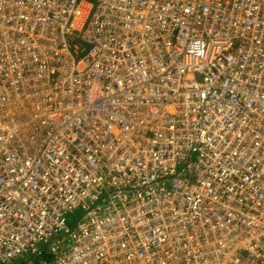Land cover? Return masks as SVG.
I'll use <instances>...</instances> for the list:
<instances>
[{
    "label": "built area",
    "instance_id": "2783aa9c",
    "mask_svg": "<svg viewBox=\"0 0 264 264\" xmlns=\"http://www.w3.org/2000/svg\"><path fill=\"white\" fill-rule=\"evenodd\" d=\"M0 264H264V0H0Z\"/></svg>",
    "mask_w": 264,
    "mask_h": 264
},
{
    "label": "rangeland",
    "instance_id": "374dc122",
    "mask_svg": "<svg viewBox=\"0 0 264 264\" xmlns=\"http://www.w3.org/2000/svg\"><path fill=\"white\" fill-rule=\"evenodd\" d=\"M78 210H76L74 213L68 214L69 217H76L78 215Z\"/></svg>",
    "mask_w": 264,
    "mask_h": 264
}]
</instances>
